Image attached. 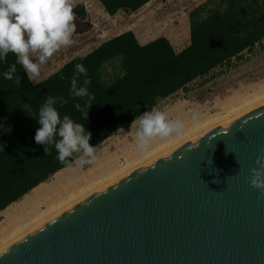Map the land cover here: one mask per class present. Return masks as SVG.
Wrapping results in <instances>:
<instances>
[{"label": "water", "instance_id": "obj_1", "mask_svg": "<svg viewBox=\"0 0 264 264\" xmlns=\"http://www.w3.org/2000/svg\"><path fill=\"white\" fill-rule=\"evenodd\" d=\"M264 108L85 198L0 264H264Z\"/></svg>", "mask_w": 264, "mask_h": 264}, {"label": "trees", "instance_id": "obj_2", "mask_svg": "<svg viewBox=\"0 0 264 264\" xmlns=\"http://www.w3.org/2000/svg\"><path fill=\"white\" fill-rule=\"evenodd\" d=\"M103 12L114 17L118 12L135 13L151 0H96ZM78 20H85L83 4L73 8ZM189 43L176 53L169 41L160 37L140 45L133 32L113 37L83 57L68 61L57 72L33 84L13 53L0 61V213L19 201L34 188L69 166L82 153L57 159L54 144L34 140L40 127L38 113L49 96L61 119L68 115L91 133L90 145L98 146L140 115L157 107L162 101L217 68L240 60L264 40V0H207L188 13ZM15 64L12 80L3 77ZM82 64L91 80L89 92L94 96L87 119L74 105L84 111L85 98L70 95L75 65ZM112 72L105 78V67ZM19 80V83L17 81ZM84 85V77L77 87ZM11 128V133L7 129ZM59 139V137H56Z\"/></svg>", "mask_w": 264, "mask_h": 264}, {"label": "rangeland", "instance_id": "obj_3", "mask_svg": "<svg viewBox=\"0 0 264 264\" xmlns=\"http://www.w3.org/2000/svg\"><path fill=\"white\" fill-rule=\"evenodd\" d=\"M205 1L207 0H151L135 13L121 11L114 17H109L98 1L76 0L74 6L83 4L86 18L83 21L75 18L73 21L74 44L61 47L40 66L39 77L29 78L33 84H37L57 72L71 59L85 56L101 43L126 31L133 32L142 45L164 37L173 49L182 43L181 46L186 47L187 42L189 43L188 13ZM38 57L39 52L30 53V59L34 63L38 62ZM111 72V65L106 66L105 78ZM262 105L264 40L250 52H244L240 60H232L229 65L195 80L187 85L186 92L179 91L154 108L166 111L170 119L184 122V132L180 137L173 136L169 140L155 138L150 147L142 152L135 140L136 127L131 128L130 124L98 145L99 159L95 164L81 167L76 160L87 159L81 155L44 182L42 189L48 192L43 194L42 199L31 203L33 205L29 204L32 195L30 191L19 202L10 205L7 211H2L0 250L107 183ZM190 112L196 113L198 124L192 123Z\"/></svg>", "mask_w": 264, "mask_h": 264}, {"label": "clouds", "instance_id": "obj_4", "mask_svg": "<svg viewBox=\"0 0 264 264\" xmlns=\"http://www.w3.org/2000/svg\"><path fill=\"white\" fill-rule=\"evenodd\" d=\"M76 0H0V61H4L8 53H13L17 63L22 65L28 76L39 77L40 66L45 64L61 47L74 44L72 39L75 25L73 8ZM39 52L38 62L30 59V53ZM16 72L15 64L3 73L7 80L13 79ZM84 77V85L77 87L78 79ZM19 83V80L17 81ZM91 80L87 77V69L82 64H76L71 80L70 95L73 99L85 98L84 111L79 103L74 107L82 111L85 119L92 107L94 96L89 92ZM56 98L49 96L40 107L38 123L34 140L37 144L45 145L44 152L48 156L51 150L47 145L54 144L61 164H70L68 157L74 153H82L76 163L81 167L95 164L99 157L97 147L89 143L91 133L84 125L75 122L68 115L61 119L54 104ZM194 125L198 124L195 112L189 113ZM136 127L135 140L140 151H146L155 138L167 140L183 135L185 124L180 119H170L166 111L153 109L138 116L131 128ZM3 130V125H0ZM11 133V128L6 130ZM59 137V139H56ZM4 151V146L0 145ZM256 167L251 169V186L264 192V155L257 157Z\"/></svg>", "mask_w": 264, "mask_h": 264}, {"label": "bare ground", "instance_id": "obj_5", "mask_svg": "<svg viewBox=\"0 0 264 264\" xmlns=\"http://www.w3.org/2000/svg\"><path fill=\"white\" fill-rule=\"evenodd\" d=\"M145 6H146V5H145ZM183 33H184V32H183ZM169 34H170V33H169ZM249 108H251V107H249ZM262 108H264V105L259 106V107L254 108V109L251 108L252 110L249 111V112H247V113H245L244 115H242V116H240V117L238 116V117H236L234 120H231V121L225 122V123H223V124L220 125V126L218 125V127L214 128V129H212V130H209V131L205 132L204 134H202V135H200V136H198V137H196V138L191 139L190 141H187V142H185V143H183V144H180L179 146H176V147L172 148L169 152H167V153L161 155L160 157L155 158L154 160H150L151 162H149V163H147V164L141 166L140 168H137V169H135V170H133V171H131V172H128V173H126L125 175L121 176L119 179H116V180H113V181L107 183V185H105V186L101 187L100 189H98V190L92 192V193L89 194L87 197H89V196L95 194L96 192H98V191H100V190L106 188L107 186H109V185H111V184H113V183H115V182H117V181L123 179L124 177H126V176L132 174L134 171L139 170V169H141V168H143V167H145V166H147V165H149V164H151V163H153V162H155V161H157V160L163 158L164 156H166V155H168V154H170V153H172V152H174V151H176V150H178V149H180V148H182V147L188 145L189 143L196 141L197 139L201 138L202 136H204V135H206V134H208V133H210V132H212V131H215V130H217V129H219V128H223V127L229 125L231 122H233V121H235V120H237V119H239V118H242V117H244V116H246V115H248V114H250V113H252V112H255V111H257V110H260V109H262ZM168 140H169V139H168ZM188 140H189V139H188ZM149 159H150V158H149ZM58 173H59V172H57L56 174H58ZM56 174H54V175H56ZM43 184H44V183L40 184L39 186H37L36 188H34V189L30 192V193H32V195H31V197H30L31 199H30V203H29V204H31V203H35V202L38 201L39 199H42L41 197L43 196V194H46L45 192H48V190H46V189H45V190L42 189V185H43ZM41 192H42V193H41ZM29 195H30V194H29ZM26 196H27V195H26ZM24 197H25V196H24ZM87 197H85V198H87ZM85 198L79 200L78 202L76 201L75 204L79 203L80 201L84 200ZM18 202H19V201H18ZM16 203H17V202H16ZM72 204H73V203H72ZM75 204L66 207L65 209L61 210L60 212H57V214H55L54 216L50 217L48 220L43 221L42 223L38 224V225L35 226L31 231L27 232L26 234L22 235V237L17 238L16 240L12 241V242H11L10 244H8L7 246H5L4 248H2V249L0 250V252H2V251L5 250L7 247H9V246L12 245L13 243H15L17 240L23 238L24 236H26L27 234L31 233V232L34 231L35 229L39 228L40 226H42L43 224H45L46 222H48L49 220H51V219L54 218L55 216L59 215L60 213L64 212L65 210H67V209H69L70 207L74 206ZM31 205H33V204H31ZM31 205H30V206H31ZM9 207H10V206H9ZM9 207H7L4 211H7ZM4 211H3V212H4Z\"/></svg>", "mask_w": 264, "mask_h": 264}, {"label": "crops", "instance_id": "obj_6", "mask_svg": "<svg viewBox=\"0 0 264 264\" xmlns=\"http://www.w3.org/2000/svg\"><path fill=\"white\" fill-rule=\"evenodd\" d=\"M96 4V3H95ZM100 4V3H99ZM101 6V5H100ZM102 8V7H101ZM121 12V11H120ZM139 43V42H138ZM186 43V42H185ZM140 44V43H139ZM183 44V43H182ZM182 44H177V46H175V48H174V51L176 52V53H178V52H180L182 49H184L185 47H182L181 45ZM140 45H142V44H140ZM144 45V44H143ZM187 45H188V42H187Z\"/></svg>", "mask_w": 264, "mask_h": 264}]
</instances>
